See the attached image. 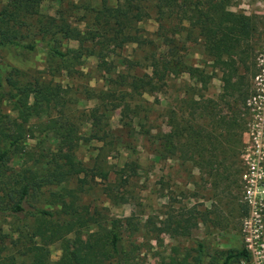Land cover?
Instances as JSON below:
<instances>
[{
  "label": "rangeland",
  "instance_id": "374dc122",
  "mask_svg": "<svg viewBox=\"0 0 264 264\" xmlns=\"http://www.w3.org/2000/svg\"><path fill=\"white\" fill-rule=\"evenodd\" d=\"M8 2L0 0V8ZM100 2L41 0L36 10L25 16L28 25L23 35L27 40L40 39L39 27L48 16L63 18L78 34V39H66L51 30L46 32L45 40L62 51L78 50L80 64L66 70V59L53 57L40 47L29 50L12 44L0 47L2 75L18 69L26 79L50 80L67 94L74 109L93 105L83 86L93 88L95 94L106 89L105 79L97 70L98 50L106 47L92 25ZM108 2L114 5L116 0ZM142 3L150 16L138 22L139 33L152 41L157 55H165L167 48L157 34L159 22L155 20L149 0ZM228 8L258 17V28L248 42L250 56L246 64L239 67L251 93L242 109L233 103V97L220 98L221 69L203 49L198 30L191 27L188 34L182 29L171 36L175 43L174 57L184 70L170 76L158 93L143 94L138 101L144 108L130 124L121 106L107 113L113 133V144L105 146L104 151L107 165L118 167L126 161H134L135 172L123 185L111 183L113 173L109 180L91 179L88 175L92 186L82 195L81 202L95 207L106 224L117 220L127 252L144 264H165L169 257L181 261L186 258L187 264H215L222 259V251L242 248L247 250V255L236 257L232 264H264V198L257 205L259 216L251 217L243 177L247 148L264 119V0H230ZM182 24L189 26L187 22ZM107 52L106 57L114 59L143 54L134 43ZM198 71L202 72L204 82L200 81ZM198 100L203 103L213 100L215 109L211 116ZM234 107L239 108L244 117L240 137L233 130L229 132L220 117L224 115L227 120ZM80 132L87 135L88 127H82ZM168 132L175 136V150L168 158H164L162 152L156 156L154 149ZM101 145L96 141L79 145L77 157L85 167H91ZM261 179L263 186L264 175ZM120 193H125L126 201L115 196ZM166 219L173 225L189 219L190 229L179 234L165 232L161 226ZM21 225L22 222L0 218V227L8 233L7 242L16 238L11 229ZM256 247L259 253L254 251ZM60 254V242L49 246L50 261L57 260Z\"/></svg>",
  "mask_w": 264,
  "mask_h": 264
},
{
  "label": "trees",
  "instance_id": "16d2710c",
  "mask_svg": "<svg viewBox=\"0 0 264 264\" xmlns=\"http://www.w3.org/2000/svg\"><path fill=\"white\" fill-rule=\"evenodd\" d=\"M40 1L9 0L0 8V47L12 44L29 50L40 47L53 57L66 59V70H70L81 63V53L71 48L62 51L45 40L46 32L51 30L66 39H78L63 18L48 16L39 27L42 36L38 40H27L23 35L28 25L25 16L33 13ZM149 2L159 22L157 34L167 48L165 55H157L152 41L139 33L138 22L150 16L142 0H116L114 5L101 0L95 10L92 25L106 47L98 50L97 70L105 79L106 89L95 94L93 88L83 86L93 105L74 109L67 94L50 80L26 79L18 69L5 76L0 71V218L22 222L11 229L16 235L12 242L5 240L8 233L0 227V264H144L127 252L117 220L106 224L96 208L81 202V197L92 186L88 175L91 179L109 180L113 173L114 180L109 182L123 185L135 172L134 161L118 167L107 165L105 146L113 144L107 113L121 106L130 124L144 108L138 99L143 94L163 90L170 76L184 70L174 57L175 43L171 37L174 32L184 29L188 34L191 27L198 30L203 49L221 69V99L231 96L233 103L242 109L251 94L239 67L250 56L248 42L258 28L256 15L230 10V0ZM130 43L136 44L143 54L121 59L106 57L107 51L120 50ZM198 73L204 82L202 72ZM212 101L198 100L210 116L215 109ZM239 108H232L227 120L224 115L220 117L226 129L240 137L244 117ZM84 126L88 127L87 135L80 132ZM174 139L171 132L163 134L154 154L162 152L164 158L171 157ZM89 141L102 145L87 168L76 152L81 143ZM115 196L127 200L125 193ZM189 229V219L175 225L169 219L162 221L161 230L170 234L187 233ZM55 242H60L61 254L50 261L49 246ZM221 253L222 259L215 264H232L236 257L246 256L247 250ZM165 264H187V261L169 257Z\"/></svg>",
  "mask_w": 264,
  "mask_h": 264
},
{
  "label": "built area",
  "instance_id": "2783aa9c",
  "mask_svg": "<svg viewBox=\"0 0 264 264\" xmlns=\"http://www.w3.org/2000/svg\"><path fill=\"white\" fill-rule=\"evenodd\" d=\"M252 135H254L253 132ZM246 163L247 168L243 175L246 182L245 197L251 206V217L257 218L259 216L257 205L261 204V200L264 198V185H260L262 175H264V119L247 148ZM256 174H260L259 177ZM257 193L261 196L257 197ZM258 250V247H256L254 251L259 253Z\"/></svg>",
  "mask_w": 264,
  "mask_h": 264
}]
</instances>
